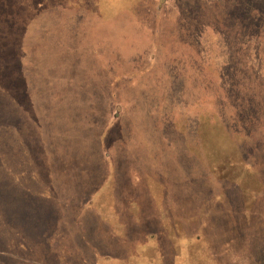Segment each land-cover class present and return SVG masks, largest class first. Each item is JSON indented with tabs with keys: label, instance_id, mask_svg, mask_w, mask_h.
<instances>
[{
	"label": "rangeland",
	"instance_id": "rangeland-1",
	"mask_svg": "<svg viewBox=\"0 0 264 264\" xmlns=\"http://www.w3.org/2000/svg\"><path fill=\"white\" fill-rule=\"evenodd\" d=\"M120 221L264 264V0H0V264H95Z\"/></svg>",
	"mask_w": 264,
	"mask_h": 264
},
{
	"label": "crops",
	"instance_id": "crops-1",
	"mask_svg": "<svg viewBox=\"0 0 264 264\" xmlns=\"http://www.w3.org/2000/svg\"><path fill=\"white\" fill-rule=\"evenodd\" d=\"M112 218L118 215L119 218L125 216V212H120V209L115 213L110 212ZM141 216V214H140ZM160 217V222L164 225L163 215H157ZM133 219H138L134 215ZM139 223L136 222V225ZM120 233H113L110 237L115 238L114 242L116 246L107 245L108 250L102 247H95V264H190L189 253H188V241L189 238L186 235L177 233L173 235V238H177L179 241V249L174 247V251H169L171 256L170 262H167L168 252L163 246L164 231L161 228L160 231H149L148 228L139 226L136 232H130L131 225L129 223L121 224L120 221ZM176 227V225H175ZM105 238V237H103ZM172 238V240H173ZM185 242V244H184ZM118 247V248H115ZM173 247V246H172ZM115 248V249H114ZM114 249V250H113ZM120 251V252H119ZM199 249H197V252Z\"/></svg>",
	"mask_w": 264,
	"mask_h": 264
}]
</instances>
